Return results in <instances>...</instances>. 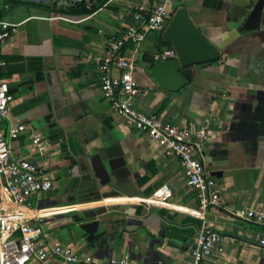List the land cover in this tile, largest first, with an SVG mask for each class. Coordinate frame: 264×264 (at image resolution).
<instances>
[{
	"label": "crops",
	"instance_id": "crops-1",
	"mask_svg": "<svg viewBox=\"0 0 264 264\" xmlns=\"http://www.w3.org/2000/svg\"><path fill=\"white\" fill-rule=\"evenodd\" d=\"M131 1L84 0L60 12L67 7L0 0V18L14 27L0 42V79L13 96L5 122L25 124L10 145L53 180L25 212L43 215L54 238L95 258L114 254L138 264H189L195 236L210 230L224 238L215 264H264V227L233 215L264 207V3L259 27L243 29L256 0H174L175 10L184 7L219 50L217 63L194 66L192 79L177 91L164 88L145 67L164 28L147 34L137 56L139 110L188 127L207 122L215 132L202 158L222 204L203 211L178 160L113 112L102 95L97 58L108 34L130 22ZM22 73L32 81L22 84ZM32 129L51 145L32 149ZM95 153L109 174L101 186L86 162ZM164 184L172 196L159 203ZM53 208L58 213L51 214ZM81 211L100 219L101 246H89L73 222Z\"/></svg>",
	"mask_w": 264,
	"mask_h": 264
},
{
	"label": "built area",
	"instance_id": "built-area-1",
	"mask_svg": "<svg viewBox=\"0 0 264 264\" xmlns=\"http://www.w3.org/2000/svg\"><path fill=\"white\" fill-rule=\"evenodd\" d=\"M23 1L70 7L84 0ZM117 1L120 0H109ZM130 9V22L122 30L108 34L103 53L97 58L102 95L113 112L127 117L134 128L151 141L160 142L165 156L178 160L185 184L195 191L200 210L218 207L222 200L202 158L215 136L214 130L207 122L195 127L175 124L160 115L147 114L134 104L139 92L134 75L139 46L149 32L165 28L175 10L174 0H132ZM13 30L8 21L0 18V42ZM174 57V48L167 46H160L153 54L154 60ZM12 99L8 82L0 79V264H26L31 260L39 264H138L125 255L95 258L78 253L71 244L52 236L50 227L41 221L43 215H27L26 208L52 187L53 180L41 164L13 152L10 139L23 132L25 124L6 125ZM29 137L34 150L42 151L52 143L37 129H32ZM171 196L170 186L164 184L159 187L156 200L163 203ZM50 213H58V210L53 208ZM233 215L264 227V207H246L233 211ZM259 243L264 246V238ZM223 250L224 238L219 233L201 230L190 247L189 264H215L212 257Z\"/></svg>",
	"mask_w": 264,
	"mask_h": 264
},
{
	"label": "water",
	"instance_id": "water-1",
	"mask_svg": "<svg viewBox=\"0 0 264 264\" xmlns=\"http://www.w3.org/2000/svg\"><path fill=\"white\" fill-rule=\"evenodd\" d=\"M264 0H256L245 21L243 29L259 27L260 16ZM147 36L139 46H141ZM160 42L169 43L176 52V57L164 60H154L153 54L158 50ZM154 50L149 52L151 58L145 62V67L150 74L166 89L177 91L192 79L193 67L201 64L217 63L219 50L207 39L191 20L187 10L179 7L175 10L169 22L166 24L160 36L155 40ZM140 58V56H139ZM202 66V65H201ZM29 73L20 74L21 83L31 82ZM31 88V86H27ZM49 117L46 116L47 120ZM87 165L96 183L101 186L109 182V174L99 156L95 153L86 159ZM213 175L217 172H212ZM95 214L86 211L77 212L72 216L77 228L84 233L85 242L89 245H102L105 237L98 233L100 219L93 218ZM169 217V216H167Z\"/></svg>",
	"mask_w": 264,
	"mask_h": 264
},
{
	"label": "trees",
	"instance_id": "trees-1",
	"mask_svg": "<svg viewBox=\"0 0 264 264\" xmlns=\"http://www.w3.org/2000/svg\"><path fill=\"white\" fill-rule=\"evenodd\" d=\"M54 6V5H53ZM69 8H71V7H69ZM68 7L67 8H58V11H60V12H65V11H67L68 9H69ZM70 10V9H69ZM161 44H163V42H160L159 44H158V49H159V47L161 46Z\"/></svg>",
	"mask_w": 264,
	"mask_h": 264
},
{
	"label": "rangeland",
	"instance_id": "rangeland-1",
	"mask_svg": "<svg viewBox=\"0 0 264 264\" xmlns=\"http://www.w3.org/2000/svg\"><path fill=\"white\" fill-rule=\"evenodd\" d=\"M174 14V13H173ZM169 22V21H168ZM162 33V31H160V32H158V34H161Z\"/></svg>",
	"mask_w": 264,
	"mask_h": 264
}]
</instances>
